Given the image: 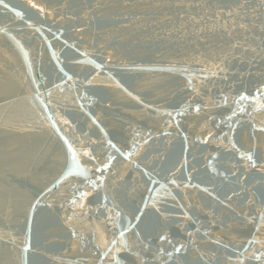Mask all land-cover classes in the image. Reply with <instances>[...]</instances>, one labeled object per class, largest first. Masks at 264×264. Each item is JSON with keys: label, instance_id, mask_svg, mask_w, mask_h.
I'll use <instances>...</instances> for the list:
<instances>
[{"label": "water", "instance_id": "95a60500", "mask_svg": "<svg viewBox=\"0 0 264 264\" xmlns=\"http://www.w3.org/2000/svg\"><path fill=\"white\" fill-rule=\"evenodd\" d=\"M117 262L264 264V0L0 2V264Z\"/></svg>", "mask_w": 264, "mask_h": 264}, {"label": "snow or ice", "instance_id": "6c2138e0", "mask_svg": "<svg viewBox=\"0 0 264 264\" xmlns=\"http://www.w3.org/2000/svg\"><path fill=\"white\" fill-rule=\"evenodd\" d=\"M0 2H2V0H0ZM5 7H7V5H5ZM246 99H248V97H246V96H241V97H240V100H246ZM197 111H199V109H197ZM73 159H75V157H74ZM247 159L251 160L252 157H251V156H248ZM106 168H107V165H105V169H106ZM97 171H100V169L98 168ZM173 183H174V181H173ZM83 195H85V194H81L82 198H83ZM162 239H165V237H162ZM179 250H180V249L177 248V251H179ZM117 264H119V262H117Z\"/></svg>", "mask_w": 264, "mask_h": 264}]
</instances>
